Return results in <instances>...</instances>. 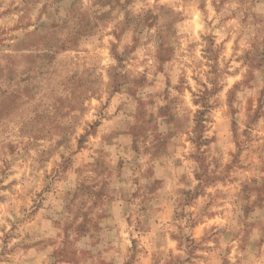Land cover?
Instances as JSON below:
<instances>
[{
  "label": "clouds",
  "instance_id": "obj_1",
  "mask_svg": "<svg viewBox=\"0 0 264 264\" xmlns=\"http://www.w3.org/2000/svg\"><path fill=\"white\" fill-rule=\"evenodd\" d=\"M0 264H264V0H0Z\"/></svg>",
  "mask_w": 264,
  "mask_h": 264
}]
</instances>
